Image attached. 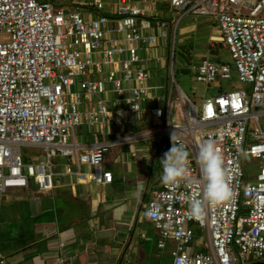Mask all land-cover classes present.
Segmentation results:
<instances>
[{"label":"built area","instance_id":"1","mask_svg":"<svg viewBox=\"0 0 264 264\" xmlns=\"http://www.w3.org/2000/svg\"><path fill=\"white\" fill-rule=\"evenodd\" d=\"M111 1L117 4L116 17L89 18L79 8L102 10V0L68 12L54 10L55 0H0V32L10 35L9 42L0 43V200L7 190L33 182L38 191L50 193L61 176L76 200V184L105 187L113 181L112 172L103 168L110 147L153 138L158 142L154 153L161 158L174 132L189 152L190 175L175 187L162 184L146 203L143 223L158 231L156 248L168 251L170 264H231L236 257L264 261V129L259 123L264 115V0H171L173 12L180 14L175 24L160 17L152 22V13L137 2ZM188 14L216 20L233 62L232 67L201 59L192 66L196 81L230 80L235 72L240 82L250 84L251 95L221 91L204 98L198 111L177 88L186 120L180 125L171 120L166 94L157 95L148 85L147 62L163 60L150 56L152 47L175 34ZM135 120L144 132L126 135V124ZM82 125L113 138L80 144L75 128ZM208 140L222 153L233 196L219 206L205 203L204 218L195 220L188 200L203 199L196 157ZM24 146L40 148L42 154L23 162ZM243 155L260 162L257 172L243 169ZM63 158L68 161L64 169ZM152 211L156 215H146Z\"/></svg>","mask_w":264,"mask_h":264},{"label":"crops","instance_id":"2","mask_svg":"<svg viewBox=\"0 0 264 264\" xmlns=\"http://www.w3.org/2000/svg\"><path fill=\"white\" fill-rule=\"evenodd\" d=\"M107 1L112 5L113 2L111 0ZM133 2H137L140 6L149 10L150 13H152L151 18L154 23L158 17L163 18V16H165L164 11L168 10L174 13L171 0H135ZM103 4L105 5L104 2ZM167 5L168 8L166 7V10H162ZM73 7L76 9L75 5H73ZM79 10L89 17L90 13L84 12L83 8H79ZM194 16V20H196L198 16L212 17L210 15ZM182 19L183 17L181 20ZM170 23L175 24L176 20L174 22L170 21ZM175 37L176 33L173 34V32H171L168 39H159L160 41L158 40L152 47L150 56H154L156 52L159 54L157 56H161L160 50L163 44L165 45L170 39L174 42ZM215 46H217V48L223 47L226 49L223 43L221 45H216L213 42H209L207 51L210 50V48H215ZM161 57L163 59L162 61L165 62L166 57ZM205 58L211 61L210 58ZM151 62H153L152 58L148 60L147 68L152 66ZM215 63L222 64L220 60L215 61ZM152 90L154 93L156 87L152 88ZM132 120H134V118ZM138 120L140 119L138 118ZM131 126L137 130L132 129ZM76 128H78V131H76ZM76 128L75 141L80 144L87 145L91 143L95 137L98 139L112 138V136L105 137L97 135L98 131L95 126L89 127L82 125ZM144 128L145 126L137 123L136 120L131 122V125L127 123L126 135H141L144 132ZM110 132L113 133L114 129L110 128ZM138 141H143L144 146H133L132 150L123 151L121 154L118 153L117 157L113 159L111 168L117 169V175H113L112 183L105 187L88 183H78L75 186L76 200H74L72 199L70 188L66 186V178L61 176L54 179L57 187L46 194L51 195L55 200L69 202L73 211L79 213V218L85 217L80 225L74 224L77 217L63 210L53 209L54 213L52 214L45 215V212L42 214L38 207V200L30 198L26 207L28 212L25 214V219L29 220L32 226H34L33 231L30 235L26 234L23 240H21L23 235H19L17 240L0 248V264H144L145 261H149V257L145 254L144 250L138 247L141 244V239L145 242L148 241L149 235L155 241H157L159 237L158 231L155 230L152 225H145L143 223V211L145 207L142 208L145 200L151 199L154 192L159 190L162 186L160 179L162 173V168L159 163L160 158L156 157L154 153V150L158 146V142L153 138L146 140L136 139L134 141L126 140L116 144L118 145L116 147H114L115 145L110 147L109 150L120 146L126 147L129 142ZM108 152L110 153V151ZM108 154L106 153L105 156ZM67 163L68 161L66 158L61 159L60 167L63 166L64 169ZM71 164L73 163L71 162ZM80 167L84 171L86 168H90L85 165H80ZM111 168L104 169L112 172ZM139 184H143V191L139 199H134L130 196V193L134 191ZM29 189L37 190L34 182L27 190L11 189V194L24 200L26 196H29ZM105 190L110 191L112 194L108 196ZM86 193H89V197H86ZM101 195L102 199H100ZM4 199L7 198H3L0 201V209ZM13 208L19 209L20 206L14 204ZM117 208L124 209L122 218L119 221L114 218ZM84 210L87 211L88 216L82 214ZM99 213H104L109 217L110 223L108 225L102 226L98 223L97 219L95 222L91 219L92 215H97ZM140 213H142V216H140ZM62 218L63 221L70 222L65 228H61L59 224ZM95 224L98 225L96 226ZM1 227L2 224L0 222V229ZM102 240L103 243L107 245L96 247V242ZM32 253H38L40 257L34 258ZM163 253L164 256H169L168 251H163ZM28 255L33 259L32 261H28ZM166 264H170V258L169 262ZM231 264H264V261L250 257L240 260L236 257V260H233Z\"/></svg>","mask_w":264,"mask_h":264},{"label":"rangeland","instance_id":"3","mask_svg":"<svg viewBox=\"0 0 264 264\" xmlns=\"http://www.w3.org/2000/svg\"><path fill=\"white\" fill-rule=\"evenodd\" d=\"M93 0H55L54 10L61 9L65 12L73 11V5L85 7V5ZM135 1V0H131ZM169 1V0H167ZM105 3L104 9L90 11L89 18L95 17L100 13H103L109 17L117 16V4L108 3L107 0H103ZM168 5L162 10H166ZM163 18L174 22L176 18L180 17V14L171 13L168 10L164 11ZM261 15H264V10ZM194 15L188 14L178 23L176 29L175 41L172 42L170 39L166 44L162 46L160 55L166 57V61L161 63L153 60L152 66L148 67L149 81L148 85L151 88L156 87L155 93L157 95L166 94L167 102L171 101V120L173 123L185 125L186 120L183 117L181 106L178 102V89L187 95L197 107L198 111L201 109L202 100L206 97H213L218 95L221 91L228 90H245L247 94L251 95V86L248 83L240 82L237 78V74L234 72L230 80H216L209 84L197 82L195 78V70L192 66L198 64V61L208 57L211 61L220 60L221 63L232 65V59L229 51L223 47L219 49V55H212L211 50L207 51L209 42H213L216 45L223 43V37L221 30L215 23L213 17L198 16L194 20ZM10 41V35L5 32H0V43H7ZM217 48V46H215ZM211 49V48H210ZM159 55L157 52L154 55V59ZM233 67V65H232ZM174 79L176 84L174 83ZM177 86V87H176ZM253 110L259 111L260 108L254 107ZM140 119V115L138 116ZM136 119V115H134ZM259 123L261 128L264 129V115L259 116ZM254 129V128H252ZM78 131V128H76ZM146 140V139H145ZM127 144V143H126ZM118 145H115L116 147ZM133 146H144L143 141L129 142L126 147L112 148L110 153L105 156L103 160L104 168H111L113 165L112 161L117 154L123 153V151L132 150ZM42 151L37 147H22V161L29 162L31 158L36 156L40 157ZM157 157V156H156ZM106 160V162H105ZM243 169L250 173L253 171L257 172L260 162L252 161L249 156L243 155ZM253 168V169H250ZM113 175H117V169L111 168ZM158 191V190H157ZM12 190H7L4 195L3 205L0 209V222L2 227L0 229V248L5 247L12 241L17 240L19 235H23L21 240L25 238V235H30L33 231L34 226L31 222L25 219V214L28 212L26 209L28 200L35 198L38 200V207L42 214L45 215L54 213L53 209L63 210L70 215L77 217L74 224L80 225L84 221L85 217L79 218V213L73 211L72 206L69 202H63L62 200H55L51 195L40 192L36 189H29V196H26L24 200L15 197L12 194ZM105 193L112 194L110 191L105 190ZM86 197H89V193H86ZM145 203L142 208L146 207ZM17 204L20 206L19 209H14L13 205ZM145 210V209H144ZM144 212V211H143ZM30 214V211H29ZM83 215H87V211L82 212ZM242 213H240L241 215ZM142 216V213H140ZM91 219L95 222L96 219L100 225H108L110 223L109 217L104 213L92 215ZM61 228L67 227L70 222L63 221V218L59 222ZM96 226L98 224H95ZM141 244L139 249H143L145 254L149 257V261H145L144 264H166L169 262V256H164V253L156 249V241L149 235L148 241L140 240ZM107 244L102 241H97L95 246H106ZM8 252V251H7ZM164 256V257H163Z\"/></svg>","mask_w":264,"mask_h":264},{"label":"clouds","instance_id":"4","mask_svg":"<svg viewBox=\"0 0 264 264\" xmlns=\"http://www.w3.org/2000/svg\"><path fill=\"white\" fill-rule=\"evenodd\" d=\"M170 142L169 150L159 159L162 168L160 179L165 186L175 187L190 175L189 152L183 143L177 142L174 132L171 134ZM196 159L203 181V199L190 198L188 209L191 218L202 220L205 216V203L211 206L222 205L232 198L233 192L227 182L222 153L217 150L214 141L208 140L200 144ZM142 191L143 184H139L130 196L139 199ZM123 211L124 209L117 208L114 218L119 221ZM146 215L152 217L156 215V212H148Z\"/></svg>","mask_w":264,"mask_h":264},{"label":"trees","instance_id":"5","mask_svg":"<svg viewBox=\"0 0 264 264\" xmlns=\"http://www.w3.org/2000/svg\"><path fill=\"white\" fill-rule=\"evenodd\" d=\"M216 21V20H215ZM217 23V22H216ZM211 51H210V53L212 54V55H216V54H218L219 53V50H218V48H211L210 49ZM19 189H25V190H27L28 188H19ZM4 198V196H2V198H1V200ZM0 200V201H1Z\"/></svg>","mask_w":264,"mask_h":264},{"label":"flooded vegetation","instance_id":"6","mask_svg":"<svg viewBox=\"0 0 264 264\" xmlns=\"http://www.w3.org/2000/svg\"><path fill=\"white\" fill-rule=\"evenodd\" d=\"M34 258H39V254L38 253H32ZM33 259L30 258V255H28V261H32Z\"/></svg>","mask_w":264,"mask_h":264},{"label":"bare ground","instance_id":"7","mask_svg":"<svg viewBox=\"0 0 264 264\" xmlns=\"http://www.w3.org/2000/svg\"><path fill=\"white\" fill-rule=\"evenodd\" d=\"M232 65H233V62H232ZM112 138H113V137H112ZM111 182H112V180H111V181H109V182H107V185H108V184H110ZM149 201H150V199H149V200H147V201H146V203H147V202H149Z\"/></svg>","mask_w":264,"mask_h":264}]
</instances>
